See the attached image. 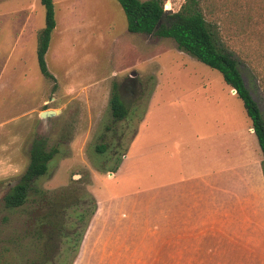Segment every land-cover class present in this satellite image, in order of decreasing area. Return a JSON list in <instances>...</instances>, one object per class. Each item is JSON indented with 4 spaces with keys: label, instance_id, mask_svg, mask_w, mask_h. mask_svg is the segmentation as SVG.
Instances as JSON below:
<instances>
[{
    "label": "rangeland",
    "instance_id": "rangeland-1",
    "mask_svg": "<svg viewBox=\"0 0 264 264\" xmlns=\"http://www.w3.org/2000/svg\"><path fill=\"white\" fill-rule=\"evenodd\" d=\"M53 2L57 27L46 62L55 79H49L37 59L46 24L41 0H0V264H72L94 216L96 192L105 197L102 185L116 194L172 174L165 155L179 151L172 142L187 119L197 130L205 123L226 132L222 143L233 157H246L239 151L247 141L263 159L244 104L219 71L173 39L130 33L118 0ZM184 2L165 0L164 7L176 12ZM199 8L239 61L264 114V0H199ZM132 73L135 96L121 87ZM115 91L128 109L122 120L112 113ZM48 110L56 114L42 117ZM145 118L148 126L141 127ZM37 137L59 153L49 174L34 182L38 191L7 208L4 197L25 173ZM163 142L167 150L148 148ZM126 154L123 171L109 177Z\"/></svg>",
    "mask_w": 264,
    "mask_h": 264
},
{
    "label": "crops",
    "instance_id": "crops-1",
    "mask_svg": "<svg viewBox=\"0 0 264 264\" xmlns=\"http://www.w3.org/2000/svg\"><path fill=\"white\" fill-rule=\"evenodd\" d=\"M66 12L71 22L79 19L72 6ZM187 121L172 142L179 151L165 155L172 174L116 194L100 187L108 195L96 192L97 209L72 264H264V174L256 146L255 156L243 140L239 154L246 157H233L222 143L226 132L205 123L198 131ZM155 147L169 146L148 148Z\"/></svg>",
    "mask_w": 264,
    "mask_h": 264
},
{
    "label": "trees",
    "instance_id": "trees-1",
    "mask_svg": "<svg viewBox=\"0 0 264 264\" xmlns=\"http://www.w3.org/2000/svg\"><path fill=\"white\" fill-rule=\"evenodd\" d=\"M118 2L127 16V29L130 33L173 39L180 49L222 74L226 84L235 90L236 95L242 100L252 123L263 155L261 166L264 174V114L245 81L239 61L233 54L224 50L217 34L200 11L199 0H185L178 11L170 14H165V0H118ZM41 3L46 11V24L38 34L37 59L42 74L49 79H55L46 62L51 37L57 27L54 2L41 0ZM110 103L115 118L122 120L127 117L128 109L119 93L116 91L113 93ZM98 150L104 153L106 147L101 146ZM58 153L59 149L56 147L48 149V142L43 137H37L32 142L30 161L25 173L4 197L7 208L22 206L31 192L38 191L34 187V182L49 174L50 162ZM121 162L122 160L118 159L116 167L110 172H116ZM96 209L97 202L94 204L92 216ZM88 225L89 223L78 239L76 253ZM3 264L12 263L5 261Z\"/></svg>",
    "mask_w": 264,
    "mask_h": 264
},
{
    "label": "flooded vegetation",
    "instance_id": "flooded-vegetation-1",
    "mask_svg": "<svg viewBox=\"0 0 264 264\" xmlns=\"http://www.w3.org/2000/svg\"><path fill=\"white\" fill-rule=\"evenodd\" d=\"M138 80L135 76H131V78H127L123 84L122 89H125L131 96H135L138 94V90L136 89V84Z\"/></svg>",
    "mask_w": 264,
    "mask_h": 264
},
{
    "label": "water",
    "instance_id": "water-1",
    "mask_svg": "<svg viewBox=\"0 0 264 264\" xmlns=\"http://www.w3.org/2000/svg\"><path fill=\"white\" fill-rule=\"evenodd\" d=\"M173 12H174L173 10H165V14H170V13H173ZM132 76H136V74L132 73ZM55 114H56L55 111L48 110V111H44L41 116L45 118V117L54 116Z\"/></svg>",
    "mask_w": 264,
    "mask_h": 264
},
{
    "label": "built area",
    "instance_id": "built-area-1",
    "mask_svg": "<svg viewBox=\"0 0 264 264\" xmlns=\"http://www.w3.org/2000/svg\"><path fill=\"white\" fill-rule=\"evenodd\" d=\"M233 93L236 94V91L234 90Z\"/></svg>",
    "mask_w": 264,
    "mask_h": 264
},
{
    "label": "bare ground",
    "instance_id": "bare-ground-1",
    "mask_svg": "<svg viewBox=\"0 0 264 264\" xmlns=\"http://www.w3.org/2000/svg\"><path fill=\"white\" fill-rule=\"evenodd\" d=\"M167 8H169V7H167Z\"/></svg>",
    "mask_w": 264,
    "mask_h": 264
}]
</instances>
